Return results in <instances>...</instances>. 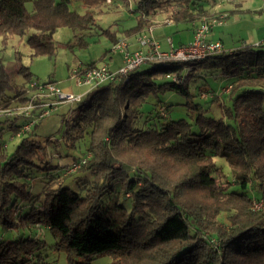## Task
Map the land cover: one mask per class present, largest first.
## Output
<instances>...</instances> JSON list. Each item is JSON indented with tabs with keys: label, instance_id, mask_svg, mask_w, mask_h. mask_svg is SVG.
Listing matches in <instances>:
<instances>
[{
	"label": "trees",
	"instance_id": "1",
	"mask_svg": "<svg viewBox=\"0 0 264 264\" xmlns=\"http://www.w3.org/2000/svg\"><path fill=\"white\" fill-rule=\"evenodd\" d=\"M30 1L32 9L27 8ZM82 1L83 14L70 7L71 0H0V36L26 37L31 57L53 56L58 48L54 31L61 26L87 31L97 22L95 8L107 2ZM137 9V24L126 35L153 25L158 15L176 23L216 16L200 0H139ZM104 33L113 44L118 41L114 33ZM146 64L98 84L78 100L65 144L76 148L85 140L86 151L66 164L43 160L46 145L35 137L33 113L29 118L13 115V106L31 99L30 82L36 80L29 66L18 67L23 80L10 86V94L5 92L8 74L0 69V108L11 110L0 113V264H48L44 238L8 234L43 227L67 251L68 264H92L103 254L112 256L109 264H264V207H252L256 200L264 204V43L241 44L201 59ZM201 69L229 79L223 88H229L224 90L229 104L220 98L223 91H200L218 104L221 116L207 114L211 106L200 103L191 105L198 111L193 122L169 119L158 103L142 109L149 97L166 91L191 96L189 78ZM163 108L170 111V105ZM19 116L23 124L16 123ZM7 131L11 139L22 137L11 153ZM121 145L144 158H121L116 152ZM87 151L93 157L78 171L90 170L89 179L69 169ZM224 154L237 171L233 180L214 162L215 155ZM37 178L38 190L32 191ZM74 180L83 185L70 186ZM117 188L130 205L104 206L105 194ZM116 210L118 217L108 218Z\"/></svg>",
	"mask_w": 264,
	"mask_h": 264
},
{
	"label": "rangeland",
	"instance_id": "2",
	"mask_svg": "<svg viewBox=\"0 0 264 264\" xmlns=\"http://www.w3.org/2000/svg\"><path fill=\"white\" fill-rule=\"evenodd\" d=\"M200 1L205 5V7L211 8L214 11L230 10L234 8L235 5L234 0ZM243 1H245L247 5L253 4L254 6L262 2V0ZM138 3L139 0H112L111 2L104 3V5H102L100 8H95V11L97 12V22L87 31H80L78 29L74 30L73 28L68 26L58 27L53 33V37L58 46L56 54L53 56L37 55L35 57H31V49L26 42V37L14 35L10 36L7 39H4L0 36V69H3L4 72L8 74L9 85H6V94H10L13 92L10 86L19 84L23 80L21 74L18 72V67L20 65L29 66L33 74V78L40 84L52 83L63 91L72 93L77 97L86 94L90 89L95 87V82L80 83L75 71L86 64L94 62V65H101V63L105 61L103 60L104 53L110 51L109 49L113 47V41L107 34L104 33L105 30L110 31L117 36H122L120 39H118V41L123 40L128 43L124 35L126 31H130V29L137 24V18L140 15V11L137 9ZM32 7V1L28 2L27 8L32 9ZM70 7L80 14L85 13L87 10V7L82 0H71ZM100 10H102V12L98 13V11ZM215 17L222 18L226 17V15L223 16L222 14H218V16ZM237 18L239 21L241 20V25L240 23L239 25H234L233 23L231 31L228 30L225 31V33L223 32L224 35L221 36L222 38L224 36L225 39H231L232 33L234 35V38H236L237 36L236 34H234V32L239 31L241 28L247 27L250 23L260 22L264 20V13H246L240 15L236 13H230V16L226 19L228 23H231ZM165 19L167 23L163 24L162 22H159L160 24H156V29L154 32V36L158 41L162 43V49H170L173 46V44L171 43L174 39H176V43L174 41L175 45H178L181 39L183 41H186V39L191 36V25L189 23H176L173 20H168L166 17ZM154 25L155 24H153V26ZM82 33H85V35L79 37ZM190 43L191 41L182 46H187ZM174 47L178 48L180 46ZM146 65L147 64L145 63L142 66L145 67ZM194 72L196 75L191 76L188 81L189 91L192 94L191 96L187 94H181L176 91H166L164 93H160L157 98L155 96L149 97L148 102L144 104L142 109L147 112L152 108L154 103H158L156 107H158V109L161 111V114L165 112V114L168 115L169 119L185 118L189 122H193L198 111L192 108L191 105L193 103H200L204 107L211 106V109L207 112V114L213 115L215 117L221 116L223 112L218 104L216 102H211L208 99L202 98L200 95V91L202 89H211L214 90L217 94H220L222 91L225 92L224 90L227 91V89L223 88H225L229 83L228 77L222 75L219 71H208L205 69H201L200 71L194 70ZM31 83L32 82H30V86L32 85ZM34 91L35 89L32 88L31 96L33 95ZM227 93L228 92H225V94L221 93L220 98L222 101H226L227 104H229L228 97L226 95ZM202 96L205 95L202 94ZM209 96L211 97V95ZM41 101H43V99H40V101H36V99L32 101L30 99L26 103V106H32L35 110H31V112H29L28 114L20 113V107H23L24 105L13 106V112H16L13 115L20 114L26 118H29V116L34 114L35 116L41 117L43 111L45 110V101ZM161 102L163 103L160 104ZM77 105L78 100L63 101L56 107H53L50 110V113L45 115L43 118L36 119V117L33 116V121L35 123L38 122V126L35 129V137L41 140L46 145V150L42 154L43 160H49L52 164H57L59 162L60 164H66L72 161L73 156H81L83 152L86 151L85 140L81 141L79 143V146H77L76 148L69 147L65 144L64 134L66 130L71 126L72 120L77 114ZM163 105H170V111L164 109ZM4 111L11 113L10 109L3 110V108H0V113ZM8 113L7 115L9 116L10 114ZM24 117L19 116L18 118H16V123L23 124ZM1 118H3V116ZM28 123H30L29 119L25 122V130L29 128ZM22 129L23 126L21 127V130ZM193 130L197 132L198 127L196 125H193ZM11 133L12 131H7L4 135L7 142L8 153H11L14 150L15 146L21 141L22 138L19 135L17 136L15 134L14 138L11 139ZM49 138H51V141L46 142ZM124 146L126 145H121V147L116 150V152L120 151L122 153L121 158L127 160H131L130 158L133 157L134 158L132 160L141 159V156L142 158H144L142 153L136 152L133 149L130 150ZM122 148H124V150H122ZM83 156L87 158L86 160H91L93 154L91 151H87ZM74 162L75 164L73 165V167L69 168L70 170L73 168L71 172H75V174L85 173V179H89L91 176V171H78L79 169L86 166L83 165V163H79V161ZM214 162L217 167L222 168L228 180L235 179L237 171L233 170L229 165L227 154H224L222 156L215 155ZM86 165H88V161ZM164 173L170 176L169 171H166ZM39 180L40 179L37 178V181L33 182L34 186L32 187V191L38 190V186L40 184ZM82 183V181L76 182V180H74L70 181L69 185L77 188L79 186H82ZM232 187L238 188L239 185L232 184ZM247 191L249 193H253L249 188L247 189ZM102 200L104 206L111 205L112 207V205L116 202H120L126 207L130 205V199L128 197H125L124 193L121 192L119 188H117L116 191L105 194ZM252 207L255 209L263 208L264 204L263 202H259L256 200L253 201ZM113 215L115 217H118V211L116 210L113 212H108V218H111V216ZM116 228L117 227L114 226L112 229L115 230ZM19 233L37 236L46 240L47 250L44 253L47 254L46 260L48 264H68L67 251L64 248H58L57 239L45 227L35 228L32 231H30L29 229H26L24 231L20 229L8 232L9 235H17ZM111 261V255L103 254L96 257L92 261V264H109Z\"/></svg>",
	"mask_w": 264,
	"mask_h": 264
},
{
	"label": "built area",
	"instance_id": "3",
	"mask_svg": "<svg viewBox=\"0 0 264 264\" xmlns=\"http://www.w3.org/2000/svg\"><path fill=\"white\" fill-rule=\"evenodd\" d=\"M111 1L112 0H107V2ZM223 18L224 17H215L213 18V22L212 20L204 19V22L194 33L193 40L187 46H180L178 48L172 46L168 50H161L155 43V41L144 39L142 42L144 45H148V50L141 49L138 51H130L127 48L128 43H126L125 41H121L115 46V49L123 52V65L118 70L112 71L106 64L91 67H80L75 71L77 78L80 83L95 82V86H97L98 84H101L103 82L113 80L118 74L123 75L125 73H128L150 60H188L192 58H204L206 54L221 50L223 47L221 42L219 41L213 42L206 40V34L209 31L210 27L216 23L222 24L224 22ZM166 77L176 78V76L171 74H166ZM31 84V87L35 89L33 95L31 96V100L34 101L36 99V101H40V99H43V101H45V110L43 111V114L41 116L49 114L50 110L53 107H56L63 101L79 100L82 97H77L72 93H67L52 83L40 84L38 81H32ZM226 89L227 91H229V88ZM32 108L33 107L29 105L20 107V113L25 112L26 114H28ZM84 162H86V158L82 159L79 163Z\"/></svg>",
	"mask_w": 264,
	"mask_h": 264
},
{
	"label": "crops",
	"instance_id": "4",
	"mask_svg": "<svg viewBox=\"0 0 264 264\" xmlns=\"http://www.w3.org/2000/svg\"><path fill=\"white\" fill-rule=\"evenodd\" d=\"M234 8L230 9V10H222V11H214L211 9V11L213 13L216 14V16H218V14H222L223 16H227V14L230 13H236V14H246V13H255V14H263L264 13V0H262L261 3L257 4L256 6H254L253 4H246L245 1L243 0H234ZM228 16V17H229ZM215 17V16H214ZM164 18V19H163ZM227 17H224V22L222 24H213V26H211L210 31L208 32V39L210 40H219L222 42L224 49H229V48H233L235 46H239L241 44H259V43H264V20L260 21V22H255V23H250L247 27L241 28L239 31L234 32V34H236V38H234V35L232 33V37L231 39H225V37L223 36V38L221 37L222 35H224L225 31H231V27L234 25L240 23L241 25V20L239 21L238 18L233 20V22H227ZM165 17L164 16H157L155 18V25H151V26H147L144 29H142L141 31H138L136 33H133L131 35L125 36V39H127V42L129 44V48L133 51V50H138V49H143V50H148V45H144L141 44L139 41V37L142 34H147L149 37L152 38L153 41H155L157 44H159V47L161 50H168L167 49H162V43L160 41L157 40V38L154 36V32H155V26L156 24H160L159 22L167 23L165 21ZM201 20L195 21V22H191L189 23L191 25V30H190V34L191 36L188 37L186 39V41H183L182 39L179 41L178 45H175L176 43V39L172 40L173 46H182L185 45L187 43H189L190 41L193 40L194 38V33L196 28L199 26ZM213 22V20H212ZM172 23V22H171ZM224 27V28H223ZM219 31V32H218ZM224 32V33H223ZM122 36H118L116 37L117 39H120ZM175 41V43H174ZM114 43V42H113ZM170 44V45H171ZM172 46V45H171ZM110 51H107L104 53L103 55V60H105L103 63L101 64H107V66L110 68V70L112 71H116L118 70L122 65H123V57L120 53L113 51L112 47L109 49ZM119 56V57H118Z\"/></svg>",
	"mask_w": 264,
	"mask_h": 264
},
{
	"label": "bare ground",
	"instance_id": "5",
	"mask_svg": "<svg viewBox=\"0 0 264 264\" xmlns=\"http://www.w3.org/2000/svg\"><path fill=\"white\" fill-rule=\"evenodd\" d=\"M212 20H214V19H212ZM204 21L202 20L201 22H200V24H199V26L196 28V30L201 26V24L203 23ZM210 29H211V27H210ZM210 29H209V31H210ZM196 30H195V32H196ZM208 31V32H209ZM208 32H207V34H206V40L207 41H213V42H216V41H219V40H216V41H214V40H210V39H208V37H207V35H208ZM124 39V38H123ZM144 39H148V40H152V38L151 37H149L147 34H142L140 37H139V41H140V43L141 44H143V40ZM121 41H123V40H121ZM121 41H118V42H116L115 44H113V47H112V49H113V51H115V52H119V53H121L122 55H123V52H121L120 50H117V49H115V46L118 44V43H120ZM153 41V40H152ZM219 42H221V41H219ZM156 43V42H155ZM157 44V43H156ZM221 44H222V42H221ZM158 46H159V44H157ZM222 46H223V44H222ZM127 48H128V50H130V51H132L130 48H129V45L127 46ZM160 48V47H159ZM224 49V47H222V49L221 50H223ZM139 50V49H138ZM221 50H218V51H221ZM133 51H136V50H133ZM218 51H213V52H211V53H214V52H218ZM209 54V53H208ZM207 55V54H206ZM205 55V56H206ZM93 66H96V65H93Z\"/></svg>",
	"mask_w": 264,
	"mask_h": 264
}]
</instances>
